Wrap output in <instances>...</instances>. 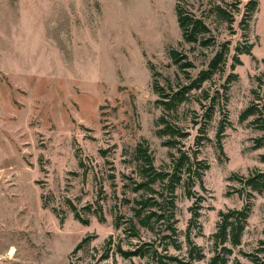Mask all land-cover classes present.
Returning <instances> with one entry per match:
<instances>
[{
    "label": "rangeland",
    "instance_id": "rangeland-1",
    "mask_svg": "<svg viewBox=\"0 0 264 264\" xmlns=\"http://www.w3.org/2000/svg\"><path fill=\"white\" fill-rule=\"evenodd\" d=\"M183 1L184 7L209 25L215 47L202 48L182 40L174 10L177 0H101V14L82 1H34L42 8L45 41L32 53L23 50L21 66H33L36 73L18 78L12 73L11 80L0 73V264H69L71 252L86 236L93 237L89 250L76 257L80 264H92L95 260L90 256L98 257L92 249L109 236L126 243V234L122 227L115 229L114 222L117 216L124 217L122 222L132 216V200L138 196L130 191L131 180L124 178L136 179L135 146L147 141L157 169H165L169 153H175L162 146L166 138L156 135L162 110L155 104L158 97L152 90L149 66L160 74L161 85L166 78L185 83L168 55L170 49L187 56L195 66L190 71L195 77L218 46L228 41L223 72L202 87L212 96L221 91L230 73L237 74L229 86L228 101H219L209 124L211 142L199 148L198 158L205 160L209 169L203 178L204 189L199 185L194 189L204 201L200 233L194 230L193 240L205 254V259L195 264L208 263L219 212L239 209L244 201L232 192L238 183L228 178L247 175L254 168L264 172V163L259 161L264 146L251 148L253 139L262 133L250 126L252 118L239 121L240 113L252 101L255 76L264 72V0H258L246 42L239 26L242 13L235 14V34H230L224 23L210 16L209 0ZM245 43L252 45L251 54L240 55L241 64L232 71L235 48ZM201 98L200 92H193L169 118L190 134L182 142L189 152L197 134L191 120L202 113L197 104ZM221 108L230 121L222 140L223 155L215 144ZM176 196V227L184 244L193 200L185 197L182 188L176 190ZM125 199L131 203L125 204ZM67 201L88 219V225L74 219ZM97 202L103 211L102 223L82 210L89 205L94 208ZM263 226L264 195L254 193L241 246L233 250L228 264H249L240 251L248 253L256 247ZM140 232L144 239L151 238L144 229ZM118 264H144V260L118 259Z\"/></svg>",
    "mask_w": 264,
    "mask_h": 264
},
{
    "label": "trees",
    "instance_id": "trees-1",
    "mask_svg": "<svg viewBox=\"0 0 264 264\" xmlns=\"http://www.w3.org/2000/svg\"><path fill=\"white\" fill-rule=\"evenodd\" d=\"M211 7L210 16L224 23L230 34H235L233 24L235 14L242 13L239 22L240 29L243 31V39L246 42V31L253 14L258 9V0H247L242 4V0H209ZM180 0H177L174 10L176 15L177 26L180 30L182 40L188 44H198L202 48L215 47L216 39L212 35L209 25L203 17H197L194 12L184 7ZM243 5V6H242ZM242 6V9H241ZM208 18V17H207ZM229 42L225 41L218 46L213 57L208 61L206 68L201 69L195 77H192L190 71L195 68L194 64L188 60L186 55L180 54L174 49H170L168 55L177 69L183 75L182 83L176 78L173 83L166 78L165 83L161 85L158 81L160 74L150 65L152 77V90L158 97L155 104L162 110L161 116L156 121L158 129L156 135L159 138H166L162 141V146L175 150V153H169V165L165 169H157L154 166V157L146 140L139 142L132 153L133 162L136 163V179L131 180L132 187L130 191L138 194L132 200V216L121 221L124 217L115 218V229L122 227V232L126 234L127 241L116 239L109 236L104 240L99 248H93L92 251L98 254L97 259L92 264H118L120 260H132L134 258L144 260V264H195L205 259V254L200 246L193 240V231L200 233V210L204 198L194 189L199 185L203 187V178L205 172L209 169L208 163L199 159V148L204 144L210 143L207 131L210 122L213 120L219 101L224 103L228 101L227 92L229 86L237 80V74L230 73L221 91L210 93L204 90L203 85L210 81L212 77L223 72L224 66L229 54ZM252 45L245 43L244 47L237 46L232 58L235 66L240 65L239 56L250 55ZM264 64V60L262 61ZM255 87L251 89L252 101L242 110L239 115V121L245 122L249 118L250 126L253 130L261 132L262 135L253 139L252 150H258L264 146V72L255 76ZM200 92L202 98L198 99L197 104L201 109V115L195 114L191 123L196 129V136L193 140L194 149L190 152L184 150L183 140L190 137L177 123L169 119L172 114L176 113L178 107L186 103L190 94ZM207 103H202V102ZM220 119L217 122L215 131L216 148L223 155L222 140L226 128L230 127L226 111L222 108L219 110ZM104 154V151H101ZM259 161L264 163V153L259 155ZM80 166H83L80 163ZM228 181H236L237 188H232V192L244 198L243 204L239 209H227L220 211L216 231L211 235L212 253L207 264H228L233 250L241 246L242 237L248 225V219L252 211V199L254 193L264 195V172L254 168L247 175L232 174ZM182 188L187 199L193 200L189 208L190 218L184 232V244L179 239V231L176 227V190ZM100 193V192H99ZM40 201L43 208L47 207L45 197L41 194ZM125 204H130L128 199L124 200ZM70 211L76 221L82 225H88V219L84 218L80 211L67 201ZM88 214H93L97 220L104 222L102 207L99 202L93 208L92 205L82 208ZM52 211L55 212L52 208ZM144 229L151 234L150 239H144L140 232ZM262 238L257 241L256 247L251 252L240 251V255L247 259L249 264H264V226L262 228ZM92 236L83 238L73 249L70 254L69 264H80V258L76 257L80 252H87L92 242ZM75 258V260H72ZM87 264H91L90 262ZM236 264H241L236 262Z\"/></svg>",
    "mask_w": 264,
    "mask_h": 264
},
{
    "label": "crops",
    "instance_id": "crops-1",
    "mask_svg": "<svg viewBox=\"0 0 264 264\" xmlns=\"http://www.w3.org/2000/svg\"><path fill=\"white\" fill-rule=\"evenodd\" d=\"M35 0H0V73L7 79L19 75L33 74V66L22 67L21 55L24 49L33 52L34 47L43 43L42 8ZM73 3L82 1L90 9L102 13L101 0H68ZM97 14V13H96ZM44 46V45H43Z\"/></svg>",
    "mask_w": 264,
    "mask_h": 264
}]
</instances>
